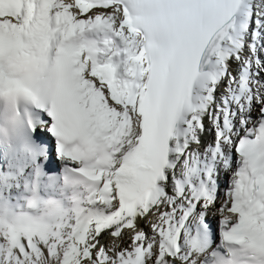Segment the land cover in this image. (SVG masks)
Returning a JSON list of instances; mask_svg holds the SVG:
<instances>
[{"label": "snow or ice", "instance_id": "obj_1", "mask_svg": "<svg viewBox=\"0 0 264 264\" xmlns=\"http://www.w3.org/2000/svg\"><path fill=\"white\" fill-rule=\"evenodd\" d=\"M0 264H264V0H0Z\"/></svg>", "mask_w": 264, "mask_h": 264}, {"label": "bare ground", "instance_id": "obj_2", "mask_svg": "<svg viewBox=\"0 0 264 264\" xmlns=\"http://www.w3.org/2000/svg\"><path fill=\"white\" fill-rule=\"evenodd\" d=\"M141 223H142V222H141ZM145 231H149V229L146 227V228H145Z\"/></svg>", "mask_w": 264, "mask_h": 264}]
</instances>
